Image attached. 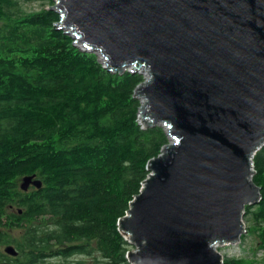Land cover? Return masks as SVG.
<instances>
[{"label": "water", "instance_id": "water-1", "mask_svg": "<svg viewBox=\"0 0 264 264\" xmlns=\"http://www.w3.org/2000/svg\"><path fill=\"white\" fill-rule=\"evenodd\" d=\"M54 1L57 27L110 72L149 74L135 89L139 117L169 136L118 220L129 263H223L216 246L240 241L246 206L262 198L264 0ZM31 184L42 182L21 187Z\"/></svg>", "mask_w": 264, "mask_h": 264}, {"label": "trees", "instance_id": "trees-1", "mask_svg": "<svg viewBox=\"0 0 264 264\" xmlns=\"http://www.w3.org/2000/svg\"><path fill=\"white\" fill-rule=\"evenodd\" d=\"M27 1L0 0V245L16 247L13 264H130L118 220L168 135L139 121L142 74L110 72L56 26L54 0L36 11ZM254 167L262 198L245 215L263 234L264 146ZM31 175L42 185L24 190Z\"/></svg>", "mask_w": 264, "mask_h": 264}, {"label": "rangeland", "instance_id": "rangeland-1", "mask_svg": "<svg viewBox=\"0 0 264 264\" xmlns=\"http://www.w3.org/2000/svg\"><path fill=\"white\" fill-rule=\"evenodd\" d=\"M54 5H55V1H54V4L46 5V6L50 8L51 6H54ZM23 7L29 11L31 10L36 11V10L43 8L44 5H42V3L38 0H30V1L24 2ZM67 34L70 35L69 33ZM76 46H78L80 49L83 50L82 44L78 43L76 44ZM89 52L96 55L99 62L104 66L105 64L104 59L102 55L99 53V51H89ZM124 69L129 70L128 66H126ZM142 75H143V81H144L145 77H147L148 75L147 76L144 74ZM135 97L138 98L136 95ZM139 121L143 125L140 117H139ZM156 125H159V124H156ZM168 139H169V136H168ZM255 174L256 172L254 173V175ZM22 182H23V179L18 180V184H20V186ZM256 204H251L250 207L255 206ZM249 218L250 217H247L244 214L243 220L245 222L246 231L241 235L240 241L238 243L227 244V245H222L218 247V251L222 253L223 260L225 258L234 259L237 262L236 264H264V222L260 223L262 233H263L261 234V232L255 231L254 228L253 229L250 228V226L252 225V221ZM7 231L17 239H20L23 234V229H20V228H13V229L7 228ZM4 248L5 246L0 245V252L4 253ZM130 249H133L132 245L130 246ZM7 254H9L10 259H12L15 263V259L12 257L13 255H11L10 253H7ZM79 257L80 258L78 257L77 258L82 260V264H96L97 263V259L94 256L80 255ZM60 260H61L60 258H52L49 261V263L59 264ZM13 261L11 262L13 263ZM221 264H226V263L223 261V263Z\"/></svg>", "mask_w": 264, "mask_h": 264}, {"label": "flooded vegetation", "instance_id": "flooded-vegetation-1", "mask_svg": "<svg viewBox=\"0 0 264 264\" xmlns=\"http://www.w3.org/2000/svg\"><path fill=\"white\" fill-rule=\"evenodd\" d=\"M3 254L4 255H3V258L0 259V263H12L11 261L13 260L10 259L9 254H7L6 252H4Z\"/></svg>", "mask_w": 264, "mask_h": 264}, {"label": "bare ground", "instance_id": "bare-ground-1", "mask_svg": "<svg viewBox=\"0 0 264 264\" xmlns=\"http://www.w3.org/2000/svg\"><path fill=\"white\" fill-rule=\"evenodd\" d=\"M102 55V54H101ZM103 57V56H102ZM103 59H104V57H103ZM104 63H106V61L104 60ZM128 67H130V65L128 66ZM146 75H149L148 73L146 74ZM144 122V121H143ZM163 126V125H162ZM218 247L219 246H216V249H218Z\"/></svg>", "mask_w": 264, "mask_h": 264}]
</instances>
